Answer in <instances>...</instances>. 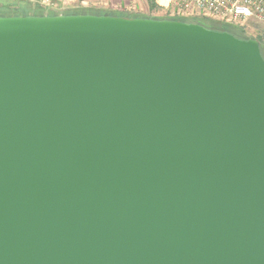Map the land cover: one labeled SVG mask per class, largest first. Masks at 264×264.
I'll use <instances>...</instances> for the list:
<instances>
[{
    "label": "water",
    "instance_id": "95a60500",
    "mask_svg": "<svg viewBox=\"0 0 264 264\" xmlns=\"http://www.w3.org/2000/svg\"><path fill=\"white\" fill-rule=\"evenodd\" d=\"M0 264H264L259 41L0 16Z\"/></svg>",
    "mask_w": 264,
    "mask_h": 264
},
{
    "label": "built area",
    "instance_id": "2783aa9c",
    "mask_svg": "<svg viewBox=\"0 0 264 264\" xmlns=\"http://www.w3.org/2000/svg\"><path fill=\"white\" fill-rule=\"evenodd\" d=\"M53 9L59 0H34ZM153 5L173 17H207L220 22L238 24L253 20L264 23V0H150Z\"/></svg>",
    "mask_w": 264,
    "mask_h": 264
},
{
    "label": "rangeland",
    "instance_id": "374dc122",
    "mask_svg": "<svg viewBox=\"0 0 264 264\" xmlns=\"http://www.w3.org/2000/svg\"><path fill=\"white\" fill-rule=\"evenodd\" d=\"M28 1L35 3L34 0H28ZM8 3L10 2L6 0H0V8L7 6L6 4ZM35 4H37V2ZM150 6H151L150 0H59V2L56 5H54L53 9H48L43 6L41 7H43V10H45L46 12L55 11L60 14L67 12H91L94 15H99V13L113 12L117 14L116 16L135 15L139 18H143V17L148 18L149 16H151V18L166 16L163 10L158 8L151 9ZM201 17L202 16H198L194 18H201ZM196 21L202 24H206L202 19H196ZM253 22H254L253 20L244 21L242 23L233 24V25H236L237 27L243 29V35L252 37L255 36L254 29H256Z\"/></svg>",
    "mask_w": 264,
    "mask_h": 264
},
{
    "label": "trees",
    "instance_id": "16d2710c",
    "mask_svg": "<svg viewBox=\"0 0 264 264\" xmlns=\"http://www.w3.org/2000/svg\"><path fill=\"white\" fill-rule=\"evenodd\" d=\"M9 1L10 3L6 4L7 6L0 8V16H20V15H57L60 14L58 12L55 11H45L43 10V7H41L38 3H32L31 1L28 0H6ZM151 3V9L154 8H158L157 6L153 5V3L150 1ZM11 6V7H9ZM159 9V8H158ZM66 15H72V14H92L91 12H67V13H63ZM103 14V15H113L116 16L117 14L113 13V12H105V13H99ZM166 16H160V17H152L154 19H176V20H181V21H185V22H195L198 23L200 25L205 26L206 28H210L213 30H220V31H227L231 34H233L234 36L241 38V39H247L250 38L251 36H246L243 35V29L237 27L236 25L233 24H229V23H223V22H218L215 21L213 19L207 18V17H201V18H194V17H173L170 16L167 12H165ZM123 17H129V18H133V17H137L135 15H120ZM197 17V16H196ZM148 18H151V16H149ZM196 19H202L206 24H202L198 21H196ZM256 39L259 41V48H260V53L262 55V57L264 58V39L256 37Z\"/></svg>",
    "mask_w": 264,
    "mask_h": 264
},
{
    "label": "crops",
    "instance_id": "0c3cea01",
    "mask_svg": "<svg viewBox=\"0 0 264 264\" xmlns=\"http://www.w3.org/2000/svg\"><path fill=\"white\" fill-rule=\"evenodd\" d=\"M248 21H251V20H248ZM253 23L256 29H254L255 36H252V37L254 38L259 37V38L264 39V23H257L255 21Z\"/></svg>",
    "mask_w": 264,
    "mask_h": 264
}]
</instances>
